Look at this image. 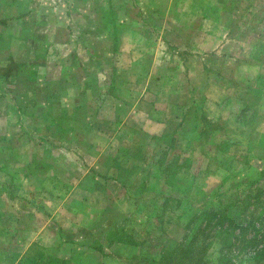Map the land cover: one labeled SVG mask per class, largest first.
<instances>
[{
    "label": "crops",
    "instance_id": "obj_1",
    "mask_svg": "<svg viewBox=\"0 0 264 264\" xmlns=\"http://www.w3.org/2000/svg\"><path fill=\"white\" fill-rule=\"evenodd\" d=\"M1 1V24L17 29L11 33L18 41L15 49L25 51L27 58L13 76L11 90L0 92V114L6 131L27 137L18 141L11 158L7 180L12 213L6 221L0 212V239L12 241L9 255L15 259L38 243L53 248L61 260L132 264L138 248L120 239V228L125 227L133 199L154 194L148 181L164 180L157 148L161 145L166 153L171 147L180 166L195 158L202 145L210 148L203 158L217 161V146L201 140L204 118H229L241 111L240 96L230 88H244L259 74L264 62L258 56L260 43L256 39L246 45L251 26L244 29L240 21L234 22L235 0H108L113 11L107 29L99 27L94 9L82 11L87 0ZM56 4L64 6L65 14L63 9L55 14L42 9ZM89 21L90 29L84 28ZM75 34L110 39L111 69L120 76L98 78L107 88L103 93L95 95L92 89L95 52L73 45L67 37ZM69 55L77 60L79 75L65 62ZM135 68L139 70L133 72ZM87 103H92L90 110ZM61 110L66 116L90 112L91 122L79 126L91 138L76 142L64 137L52 143L54 130L68 131V125H55L54 116ZM132 132L139 139L133 141ZM142 136H147L146 144ZM175 137L182 139L178 150ZM147 143L152 144L151 173L138 158ZM68 146L75 148L79 172L70 171L66 158L49 151L64 152ZM35 148L43 154H35ZM176 174L174 179H179ZM181 177L189 179L190 174Z\"/></svg>",
    "mask_w": 264,
    "mask_h": 264
},
{
    "label": "rangeland",
    "instance_id": "obj_2",
    "mask_svg": "<svg viewBox=\"0 0 264 264\" xmlns=\"http://www.w3.org/2000/svg\"><path fill=\"white\" fill-rule=\"evenodd\" d=\"M52 1L54 2V0ZM1 2L0 0V4ZM231 3L233 11L237 15V19L234 22L240 21L244 29L251 26V29L247 33L248 36H246L247 39H245L246 45L248 46L249 43L257 42L256 39H258L260 43L258 56L262 62L264 60V0H235V2L232 1ZM56 6L57 4L47 5L42 9L49 11L51 14L58 13L63 9V14H65L66 10L63 5H61L62 8L59 5ZM76 6H80V4ZM83 6L82 11L90 13L91 9H94L97 12L99 27L101 29H107L110 26L108 23L110 19L109 11H113L111 9L113 4H109L108 0H87ZM135 6L138 8V4H135ZM139 13L142 12L139 10ZM83 27L90 29L91 22L89 21L87 24H84ZM16 30L12 29L11 24L4 23L3 27L0 20V92L11 90L13 87V76H17L18 69H22L20 63L27 58L25 51H17L15 49L18 41L12 38L11 33L13 34ZM20 30H23L22 25ZM55 32L58 33L59 28ZM63 38L58 36L56 39L61 40ZM67 38L73 42V45L78 44L84 50L88 48L95 52L94 57H96L95 60L98 62H96L94 67L90 68L93 93L96 95L106 91L105 83L103 85L97 79L103 78L105 75L109 77L111 75H115V77L120 76L115 70L113 71V68L111 69L114 59L113 55L109 53L111 42L108 36H100L99 40H95L90 39V36L86 34H75ZM36 41L39 42L40 39L37 38ZM20 42L23 43L24 41ZM69 56L66 57L65 62L70 65L73 64L76 67L71 69L73 74L79 75L77 60L75 61L74 57ZM228 67H231L229 61ZM81 70L82 72L84 71L83 69ZM136 70L138 71L139 69L135 68L133 72H136ZM259 70L260 72L257 76L247 80L244 88L240 85L230 88V91L233 92L232 94L238 93L240 96L241 111L238 110L239 112L235 116L229 118L216 115L211 118H204L205 124L200 133L201 140L209 141L217 146V161H208L206 158H203L206 154L210 153V148L202 145L200 150H196V152H201L202 156L199 157L195 152L193 154L195 158L186 161L180 166L176 162L177 153L171 150V147L167 148L166 153H164L159 144L160 146L157 150H161V154L158 155V152H156L155 156L158 155L157 159L163 161L160 166L164 168L161 170L164 180L151 179L148 181L149 186L154 188V194L152 196H142V198L135 197L132 201V210L126 213L128 217L125 227L120 228L123 233L119 236L120 239L125 242L131 241V244L138 248L137 255H132L134 258L132 264H157L160 256L167 253H170V255L173 253L174 260H177L180 258L179 253L183 252L177 243L183 240V236H185V239L187 236H190L189 232H187L188 228H190V231H193V228L196 226V223L192 227L187 226L192 216L208 208L212 210L218 209L226 205L233 198H247L245 196L247 193H250L253 197H257L260 203H256L252 200L254 198H250V203L253 204L247 206L242 216L244 219L249 220L260 213V216L264 219V62L261 63ZM20 74L22 73L18 75ZM23 74L27 73L23 72ZM136 85L135 92H137L138 88V84ZM2 102L0 99V113ZM85 108L86 110H90L92 103H87ZM64 111H58L59 114L54 116L56 118L55 125H61L62 123L65 126L68 125V131L60 132L59 130H54L51 142L53 143L64 137H67L69 141L76 142H84L90 139V134L85 129L82 130L79 124L85 125L90 123L92 120L91 113L87 114L84 112L82 116L80 114L66 116ZM76 126L78 130L75 128ZM5 128L6 120L0 114V172L9 173L8 176L0 174V212L3 217L7 218V221L10 219L12 213L11 202L13 200L12 190L9 185L10 181L7 180L13 168L11 158L16 156L14 151L17 150L18 141L24 140L27 137V133L20 134L16 131H6ZM131 136H135V133L132 132ZM136 138L139 139V136H135L133 141ZM140 139L143 144H146L147 136H142ZM202 141L200 143H203ZM181 142L182 139L175 137V149L178 150V146L182 145ZM167 144L168 142H166ZM151 145L147 143L148 148L143 146L144 152L138 157L145 165L144 169H147L149 173L154 172ZM47 150L49 149L47 148ZM74 150L75 148L68 146L64 152L58 150L49 151L54 157L66 158L67 168L70 171L79 172L77 165L74 163L76 161L73 156ZM191 150H188V154ZM49 151L47 152L48 155ZM146 152H150V154H146ZM35 154H43V150L35 148ZM55 166V170H59V164L57 163ZM177 172L178 174H176ZM175 174L176 176L190 174V177L184 180L181 176L179 179H174ZM138 205L142 207L141 211L136 210ZM237 209L235 206H232L229 210L230 212H235ZM258 226L255 223V228ZM5 227L10 230L8 226ZM124 228L126 229L124 230ZM216 229L207 228V225L203 222L200 223L197 240L208 237L200 246L204 254L202 260H208L206 254L210 251H213V255H210L212 258L217 257L218 245L213 242V239L217 240L214 236L217 231ZM263 231L264 227L261 233ZM252 234L250 230L245 231L243 235L236 233V239L232 240L231 243L241 241V238H250ZM232 235L234 236L233 233ZM217 238L221 240L222 236H217ZM238 247L234 248L233 255H224L228 260H231L232 264H264V254L246 255L244 253L247 249L238 250ZM34 250H39L41 255L61 260L56 257L53 248L45 247L38 243L29 245L24 254L15 259V255H9L13 252L12 241L10 239L6 241L1 238L0 264H17L21 257L32 255ZM198 252H200V248ZM193 259H198V256L196 255ZM66 261L69 264H79L73 258ZM182 263L187 264L184 257H182ZM207 264H212V261H209Z\"/></svg>",
    "mask_w": 264,
    "mask_h": 264
},
{
    "label": "trees",
    "instance_id": "obj_3",
    "mask_svg": "<svg viewBox=\"0 0 264 264\" xmlns=\"http://www.w3.org/2000/svg\"><path fill=\"white\" fill-rule=\"evenodd\" d=\"M247 198L236 199L233 198L227 202L226 205L221 206L218 209L212 210L211 208L205 209L192 216L188 221L187 226L192 227L196 223L193 231L188 228L190 236L182 237V241L178 242L177 245L181 247L183 252H180V258L174 260V255L167 253L161 255L157 264H183L182 257L187 261V264H207L212 261V264H232L231 260H228L224 255H233L234 248L238 247V250L247 249L244 254L246 255H263L264 254V231L261 230L264 227V219L258 213L256 216L251 217V219L246 220L242 216L243 211L247 209L250 204V198H254V202L260 203L257 197H253L250 193L245 195ZM235 206L238 208L235 212H230V207ZM242 216V217H241ZM203 222L207 225V228L215 229L217 228L214 236L217 240L213 239V242L218 245V251L216 253L217 257H211L213 251L208 254V260H202L204 257L201 245L205 242L204 238H199L197 240L198 232L200 231V223ZM255 223L259 226L255 228ZM186 226V227H187ZM250 230L253 234L250 238L243 239L241 241L231 243L232 240L236 239L235 234L243 235L245 231ZM234 234V236L232 235ZM217 236H222L221 240ZM233 236V237H232ZM258 237V238H257ZM185 239V240H184ZM221 244V246H220ZM200 248V252L198 249ZM198 256V259H193V257ZM205 261V263H204ZM17 264H69L66 260H57L56 258H51L49 256L41 255L39 250H34L32 255L23 256L17 262Z\"/></svg>",
    "mask_w": 264,
    "mask_h": 264
}]
</instances>
